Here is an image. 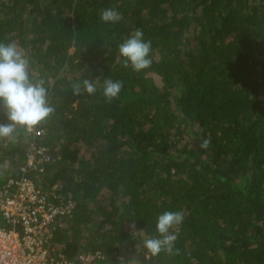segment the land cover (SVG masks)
Segmentation results:
<instances>
[{
    "label": "trees",
    "instance_id": "obj_1",
    "mask_svg": "<svg viewBox=\"0 0 264 264\" xmlns=\"http://www.w3.org/2000/svg\"><path fill=\"white\" fill-rule=\"evenodd\" d=\"M109 8L118 22L101 21ZM138 29L152 64L135 72L118 49ZM0 43L23 53L54 108L41 135L0 138V191L26 179L71 205L55 253L264 264V0H0ZM85 79L96 92L74 96ZM105 79L123 85L111 101ZM31 147L44 153L30 167ZM166 211L184 219L173 252L153 257L143 242Z\"/></svg>",
    "mask_w": 264,
    "mask_h": 264
},
{
    "label": "clouds",
    "instance_id": "obj_2",
    "mask_svg": "<svg viewBox=\"0 0 264 264\" xmlns=\"http://www.w3.org/2000/svg\"><path fill=\"white\" fill-rule=\"evenodd\" d=\"M100 19L104 23H115L121 17L116 10L109 8L102 11ZM143 35V31L138 29L119 45L118 51L124 68L131 67L133 71L140 72L151 66V41H145ZM122 86L120 81L105 79V99L111 101L118 97ZM82 88L89 95L96 92L95 84L85 79L82 86L79 83L73 85V95L78 97ZM0 109L6 117V122L0 123V138L12 137L17 128L31 132L54 112L48 102L44 81L33 83L30 80L29 61L14 43H0ZM207 146L208 141L201 145L205 148ZM183 219L180 211H166L159 215L156 225L158 238H149L143 242L147 253L153 257L162 251L171 254L178 233L171 232L170 229L179 226ZM132 227L135 228V224Z\"/></svg>",
    "mask_w": 264,
    "mask_h": 264
},
{
    "label": "built area",
    "instance_id": "obj_3",
    "mask_svg": "<svg viewBox=\"0 0 264 264\" xmlns=\"http://www.w3.org/2000/svg\"><path fill=\"white\" fill-rule=\"evenodd\" d=\"M29 132V131H28ZM41 135L42 131H31ZM28 166L44 150L31 147ZM14 192L0 191V264H97L91 255L68 259L55 253L53 230L57 218L68 215L71 205L55 204L48 194L23 179Z\"/></svg>",
    "mask_w": 264,
    "mask_h": 264
},
{
    "label": "rangeland",
    "instance_id": "obj_4",
    "mask_svg": "<svg viewBox=\"0 0 264 264\" xmlns=\"http://www.w3.org/2000/svg\"><path fill=\"white\" fill-rule=\"evenodd\" d=\"M29 150H30V148H29Z\"/></svg>",
    "mask_w": 264,
    "mask_h": 264
}]
</instances>
